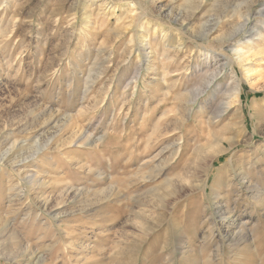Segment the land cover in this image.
Returning <instances> with one entry per match:
<instances>
[{"label": "rangeland", "instance_id": "374dc122", "mask_svg": "<svg viewBox=\"0 0 264 264\" xmlns=\"http://www.w3.org/2000/svg\"><path fill=\"white\" fill-rule=\"evenodd\" d=\"M263 197L264 0H0V264H264Z\"/></svg>", "mask_w": 264, "mask_h": 264}, {"label": "bare ground", "instance_id": "6f19581e", "mask_svg": "<svg viewBox=\"0 0 264 264\" xmlns=\"http://www.w3.org/2000/svg\"><path fill=\"white\" fill-rule=\"evenodd\" d=\"M223 141V140H222ZM220 143L222 144L221 140H220ZM219 144V139H216L214 138L213 140H209L205 143V145H203L204 147L201 149H203L202 151L203 154H206L207 157H212L214 154H217L221 151V149L217 148ZM133 155V154H132ZM137 155V154H136ZM114 164V163H113ZM118 164V163H117ZM242 174V173H241ZM242 179V178H241ZM176 191V184L174 182V179L173 178H167L163 181H161L160 183H158V185H156L154 187V190H152V192L150 193V197L149 199H152L153 203L156 204L155 206H158L160 205L161 207L163 206V208L165 207L166 204H168L170 202V199L169 197ZM104 194V193H103ZM253 198V197H252ZM264 198V197H263ZM162 209V208H161ZM217 213L218 211L221 210L220 207H217ZM189 212V211H188ZM225 213V212H224ZM223 213V214H224ZM222 213H220L219 217H220V226H226L225 224V216L223 215ZM259 220V219H258ZM264 222V220H262ZM262 221L260 223H262ZM259 223V222H258ZM264 224V223H263ZM262 225V224H261ZM243 226V225H242ZM239 227V226H238ZM237 227V228H238ZM244 227V226H243ZM241 228V227H240ZM240 228H238L240 230ZM258 228V227H256ZM255 228V229H256ZM255 229H252V230H249L250 232L249 233H245L246 235H243L244 237V240L247 242L248 239H252L253 240V237L252 236V232L254 231L255 232ZM257 230V229H256ZM243 231V230H242ZM241 231V232H242ZM240 232V234H241ZM192 233V231H191ZM193 235V234H192ZM241 236V235H240ZM259 236V235H258ZM255 237H257V233L255 232ZM243 240V239H242ZM251 240V241H252ZM256 240V239H255ZM257 241H258V237H257ZM260 242V241H259ZM248 243V242H247ZM245 244V243H244ZM204 246V244H203ZM31 258V257H30ZM40 259V255H37L35 254L29 261H30V264H37V262L39 261ZM130 261V260H129ZM128 261V263H129ZM131 262V261H130Z\"/></svg>", "mask_w": 264, "mask_h": 264}]
</instances>
